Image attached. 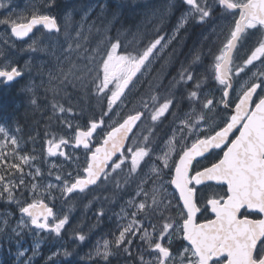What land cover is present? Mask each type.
Returning a JSON list of instances; mask_svg holds the SVG:
<instances>
[{
  "label": "snow or ice",
  "instance_id": "obj_1",
  "mask_svg": "<svg viewBox=\"0 0 264 264\" xmlns=\"http://www.w3.org/2000/svg\"><path fill=\"white\" fill-rule=\"evenodd\" d=\"M57 7V0H29L17 11L14 0H0V85H20L32 106L41 88L46 100L50 92L49 120L66 130L58 138L45 132L41 156L35 136L25 141L18 126L0 125V203L19 213L0 214V255L34 264L51 238L59 246L45 264L77 257L85 264H264V0H167L150 35L128 30L135 46L121 28L111 34L123 5L99 4V26L89 23L96 11L89 6L74 27L70 12L53 15ZM21 52L34 55L22 63ZM177 63L174 72L162 70ZM69 88L83 92L76 103ZM81 99H95L99 114ZM105 189L106 200L121 201L115 228L80 256L75 248L106 209L95 210L88 233L69 212Z\"/></svg>",
  "mask_w": 264,
  "mask_h": 264
},
{
  "label": "trees",
  "instance_id": "obj_2",
  "mask_svg": "<svg viewBox=\"0 0 264 264\" xmlns=\"http://www.w3.org/2000/svg\"><path fill=\"white\" fill-rule=\"evenodd\" d=\"M65 1L58 0V7L53 11V15L57 17H61L66 11H73L72 20L70 23L74 25L77 24V19L81 17L85 10H89L88 7H84L85 3H88L91 6V9L94 6V3H90V1H86L85 3H74L69 4ZM103 3H111L112 5L121 4L124 7L117 12L120 16V23L116 24L111 34H116V28H121L123 33L122 38L127 39L132 46H135L137 41L134 38V35L129 33V29H131L132 33H135L137 27H139L140 32L150 35L152 24L156 22V18L160 15L161 10L164 8L167 0H105ZM87 4V5H88ZM65 8V9H64ZM95 12H93L90 17V21L96 20L97 25L99 26L100 21L97 20V13L99 12L98 6L95 8ZM117 11L115 7L109 9V13ZM108 19H111V15L104 18V22L106 23ZM200 28L190 29L189 34L186 38L185 45L183 47V51L186 53L189 48L198 40L200 35ZM175 43V42H174ZM18 45H20L18 43ZM21 46V45H20ZM179 51V50H178ZM22 56L19 57L21 60H27L30 58L29 53H22ZM180 60L184 59V56H179ZM161 63L158 62L155 67L158 72L161 70ZM178 63L174 66L165 65L162 69L164 72H174V68L178 67ZM35 74V72L33 73ZM27 81L23 82L26 83ZM165 83H167V79H165ZM147 87V86H145ZM20 85H16L15 87H6L0 86V125L7 127L10 131L16 128L17 126L21 129L18 135H22L24 140L27 141L29 136H35L38 143L36 147L41 150V156H43L44 139L45 132L48 131L51 134L57 136L64 135L66 130L59 125L58 122L54 120H49V117L52 115L51 107L49 106V102L51 100L52 94L49 92L48 99H44V89H40L38 92V103L37 106H32L29 104V96L30 93H22L19 91ZM68 94L73 97V103H76V98L82 97L83 92L79 90H73L71 88L68 89ZM62 97L67 99L64 93L60 94ZM63 102V100L61 101ZM80 103L88 112H95V114H99L100 108L96 103L95 99L84 100L81 99ZM87 119V115L84 117ZM48 125L49 127H45ZM167 128H163L162 132H166ZM24 149L30 151L32 149V143L28 142L24 144ZM44 166V165H43ZM111 196V190L105 189L100 190V194L97 199H92V195L90 194L87 197H84L80 200H77L73 203L71 207V211L69 215L71 217L72 223L75 225L77 223L82 224V231L85 233L89 232V229L93 224H95L94 213L95 210L101 206L106 209V216L103 218V223L96 228H92L90 232L89 241L84 245H80L75 248V253H79L80 256H84L87 252L90 251V241L101 236L102 234L109 233L115 228V217H112V211H117L118 203L120 199L118 198L116 203H110L109 200H106L105 197ZM92 200L90 207H85L88 204V201ZM3 207H12L11 205L0 203ZM59 208V205H57ZM64 211H69L68 206H65ZM112 217V219H109ZM32 238L27 236L25 238V248H31L33 245ZM65 242L68 245V250H73V241L67 239L65 237ZM59 245L54 243L53 239H49L45 241L43 246L40 249V256L35 257L34 264H45V257L49 255L51 251H53ZM0 260L8 261L10 264V257H7L6 253L0 255ZM76 264H85V262L79 261L78 257L75 258Z\"/></svg>",
  "mask_w": 264,
  "mask_h": 264
},
{
  "label": "rangeland",
  "instance_id": "obj_3",
  "mask_svg": "<svg viewBox=\"0 0 264 264\" xmlns=\"http://www.w3.org/2000/svg\"><path fill=\"white\" fill-rule=\"evenodd\" d=\"M90 1V3H94V6H93V8L92 9H95L99 4H101V3H103V1H105V0H89ZM28 4H29V0H14V5H15V7H16V10L17 11H22V10H24L27 6H28ZM88 3H85L84 5H86V6H84V7H88V6H90L89 4L87 5ZM67 12H70L71 13V20H72V16H73V11H71V10H69V11H67ZM61 17H63V16H61ZM82 17V16H81ZM81 17H79L78 19H77V24L80 22V20H81ZM89 23H91V21L89 20ZM76 23H74V25H72L71 23H70V26L71 27H74V26H76L77 25ZM6 37L4 36V33H3V30L2 29H0V41H2L3 39H5ZM25 43V42H24ZM24 43H19L21 46H24ZM16 44L18 45V42H16ZM22 53H26V52H22ZM30 55H34V54H30ZM40 55V58L41 59H46V57L43 55V54H39ZM22 56V54L20 53L19 54V57H21ZM21 60V59H20ZM23 61L24 60H21V62L23 63ZM158 63V62H157ZM46 78V77H45ZM36 83H39V80L37 79L36 80ZM81 123H83V120H81ZM66 151H68V149H66ZM50 159H52L53 161H55V162H61L62 160H63V158H61V157H56V158H50ZM42 167H43V165H42ZM121 202V201H120ZM119 202V203H120ZM119 203H118V208H117V211H119ZM57 205H59V207H60V204L59 203H57ZM12 207H3V206H1L0 205V214H2L6 209L7 210H9V211H12V212H14V216H13V219H17V218H19V213L18 212H16L15 211V208H16V206L15 205H11ZM0 223H3V217H2V215H0ZM106 234V233H105ZM102 235H104V234H102ZM29 237H31V236H29ZM32 238V242H33V244H34V239H33V237H31ZM50 238H48V239H43L42 240V242H41V244H40V249H41V247L43 246V244L45 243V241H47V240H49ZM97 239H100V236L99 237H97V238H95V239H93L92 241H90V247H91V245L93 244V243H95V241L97 240ZM88 253V252H87ZM86 253V254H87ZM30 254V253H29ZM86 254H84V255H86ZM41 255V253L39 254V255H37V257L38 256H40Z\"/></svg>",
  "mask_w": 264,
  "mask_h": 264
},
{
  "label": "flooded vegetation",
  "instance_id": "obj_4",
  "mask_svg": "<svg viewBox=\"0 0 264 264\" xmlns=\"http://www.w3.org/2000/svg\"><path fill=\"white\" fill-rule=\"evenodd\" d=\"M58 1V0H57ZM61 1H65L64 4H66V2H68L69 4H74V3H85L86 1H89V0H61ZM65 9V8H64ZM69 11V10H68ZM63 16V15H62ZM59 18V17H58ZM213 159H215V157H213ZM205 163H208V161H205ZM218 194H223L222 192H219ZM211 214L210 213H207L203 216H200L199 217V220L198 222H203L204 220H206L208 218V216H210ZM214 218V217H213Z\"/></svg>",
  "mask_w": 264,
  "mask_h": 264
},
{
  "label": "water",
  "instance_id": "obj_5",
  "mask_svg": "<svg viewBox=\"0 0 264 264\" xmlns=\"http://www.w3.org/2000/svg\"><path fill=\"white\" fill-rule=\"evenodd\" d=\"M17 42H19V43H24L23 41H17ZM1 86V85H0Z\"/></svg>",
  "mask_w": 264,
  "mask_h": 264
}]
</instances>
